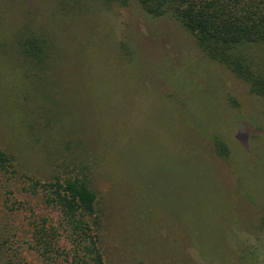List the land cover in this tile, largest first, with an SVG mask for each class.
I'll return each mask as SVG.
<instances>
[{
	"label": "rangeland",
	"instance_id": "rangeland-1",
	"mask_svg": "<svg viewBox=\"0 0 264 264\" xmlns=\"http://www.w3.org/2000/svg\"><path fill=\"white\" fill-rule=\"evenodd\" d=\"M108 1L0 0V148L17 169L1 175L0 241L70 264L36 180L79 176L106 264H264V92L173 18ZM248 50L263 73L264 45ZM34 213L58 225L55 260L31 246Z\"/></svg>",
	"mask_w": 264,
	"mask_h": 264
},
{
	"label": "trees",
	"instance_id": "trees-1",
	"mask_svg": "<svg viewBox=\"0 0 264 264\" xmlns=\"http://www.w3.org/2000/svg\"><path fill=\"white\" fill-rule=\"evenodd\" d=\"M114 0H109L112 2ZM126 2L128 0H122ZM147 13L167 15L189 31L207 56L225 64L251 91L264 92V72L258 73L251 65V53L245 49L256 44L264 45V0H138ZM250 60V63H249ZM244 63V62H247ZM216 146L221 147L216 141ZM17 169L13 155L0 148L1 175H15ZM84 177L71 176L63 180L54 178L38 181L45 190V205L59 208V225L74 246L70 264H106L100 246L96 193ZM31 180V179H30ZM36 182H32L34 185ZM23 208V207H22ZM0 210H4L0 207ZM23 210V209H22ZM34 213L31 220L32 245L38 257L44 261L55 260L63 251L58 240V225H46ZM45 218V217H44ZM95 225L94 227H92ZM7 235H1L0 264H26L22 257L8 247ZM5 241V242H4Z\"/></svg>",
	"mask_w": 264,
	"mask_h": 264
}]
</instances>
